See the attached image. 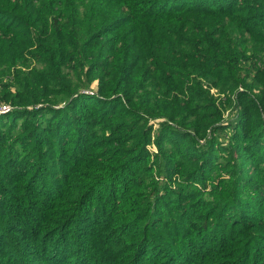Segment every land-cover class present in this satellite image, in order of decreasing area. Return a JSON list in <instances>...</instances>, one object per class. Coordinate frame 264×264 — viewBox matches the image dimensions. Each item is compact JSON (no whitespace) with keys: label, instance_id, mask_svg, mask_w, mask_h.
<instances>
[{"label":"trees","instance_id":"trees-1","mask_svg":"<svg viewBox=\"0 0 264 264\" xmlns=\"http://www.w3.org/2000/svg\"><path fill=\"white\" fill-rule=\"evenodd\" d=\"M0 106V264H264V0H0Z\"/></svg>","mask_w":264,"mask_h":264},{"label":"rangeland","instance_id":"rangeland-1","mask_svg":"<svg viewBox=\"0 0 264 264\" xmlns=\"http://www.w3.org/2000/svg\"><path fill=\"white\" fill-rule=\"evenodd\" d=\"M95 94H92V95H87V96H91V97H93ZM91 99V98H90ZM91 100H89V98L88 99H85V106H87V107H89V106H94L93 104H92V102H90ZM91 108V107H90ZM23 120L24 119H22V118H18V119H16L15 120V122H14V124H15V126H19L22 122H23ZM27 120H33V119H31V118H27ZM244 127V126H243ZM74 128H76V127H74ZM150 150H152V148H151V146H150ZM57 174H60V170L59 169H57Z\"/></svg>","mask_w":264,"mask_h":264},{"label":"built area","instance_id":"built-area-1","mask_svg":"<svg viewBox=\"0 0 264 264\" xmlns=\"http://www.w3.org/2000/svg\"><path fill=\"white\" fill-rule=\"evenodd\" d=\"M86 94H92L91 92L87 91L84 92ZM11 112V108L9 106H0V116L4 114H8Z\"/></svg>","mask_w":264,"mask_h":264},{"label":"water","instance_id":"water-1","mask_svg":"<svg viewBox=\"0 0 264 264\" xmlns=\"http://www.w3.org/2000/svg\"><path fill=\"white\" fill-rule=\"evenodd\" d=\"M84 93V92H83Z\"/></svg>","mask_w":264,"mask_h":264}]
</instances>
